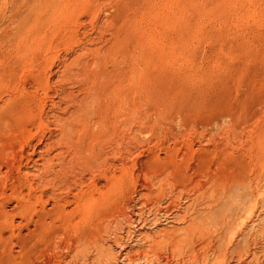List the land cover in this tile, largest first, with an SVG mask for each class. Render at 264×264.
I'll return each mask as SVG.
<instances>
[{
    "label": "rangeland",
    "instance_id": "374dc122",
    "mask_svg": "<svg viewBox=\"0 0 264 264\" xmlns=\"http://www.w3.org/2000/svg\"><path fill=\"white\" fill-rule=\"evenodd\" d=\"M171 263L264 264V0H0V264Z\"/></svg>",
    "mask_w": 264,
    "mask_h": 264
},
{
    "label": "bare ground",
    "instance_id": "6f19581e",
    "mask_svg": "<svg viewBox=\"0 0 264 264\" xmlns=\"http://www.w3.org/2000/svg\"><path fill=\"white\" fill-rule=\"evenodd\" d=\"M149 261V260H148ZM171 264H173V263H171Z\"/></svg>",
    "mask_w": 264,
    "mask_h": 264
}]
</instances>
